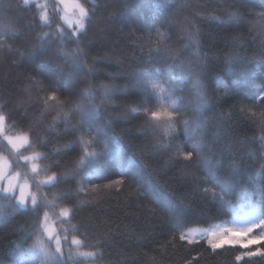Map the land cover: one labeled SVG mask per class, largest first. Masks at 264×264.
Wrapping results in <instances>:
<instances>
[{"label":"trees","instance_id":"trees-1","mask_svg":"<svg viewBox=\"0 0 264 264\" xmlns=\"http://www.w3.org/2000/svg\"><path fill=\"white\" fill-rule=\"evenodd\" d=\"M11 2L17 6L13 17H22L17 27L23 35L8 40L13 51L0 48V114L10 115L6 126L12 129V134L29 132L33 144L38 138L46 139V146L34 149L48 153V160L42 158L37 161L42 167L59 163L58 167L41 172L40 178L52 172L63 173L59 184L45 186L43 192L50 201L56 200L58 193L70 197V200H60L57 208L79 206L72 223L77 224L80 231L74 233L69 229V237L79 236L86 240L87 247L79 251L97 252V255L77 257L78 264H264V255H244L237 261L236 257L245 251L241 246L225 245L213 250L203 239L179 240L180 234L192 226L241 218L252 213L264 219V169L259 168L255 157L248 151L249 148L261 151L258 139L254 138L264 135V128L259 123L264 104L257 92V85L264 82V59H260L264 57V28L255 23L258 19L255 13L264 11L258 7L260 0H247L241 5L236 0H180L184 5L181 8H177L175 2L169 4L168 0H95V3L93 0H81L95 11L86 42L87 58L94 70V75L88 77L92 82V92L99 101L101 83L116 84L122 91L112 97L113 103L108 106L117 133L108 141L110 155L102 169L91 168L92 175L83 181L85 185L99 184L101 188L98 192L79 195L76 193V178L72 175V169L77 165L71 159H79V149L75 147L66 151L61 148L74 136L64 130L62 123H54L57 109L44 108L43 98L51 90L46 82H41L40 69L35 67L39 60L32 57L22 61L14 51L39 44L35 36L49 29L28 26L32 10L37 14L40 11L33 3L24 6L22 0ZM43 2L35 0V4ZM229 12L239 13V18L230 20ZM184 16L191 18L199 29L205 54L203 79L208 103L202 114L198 112L200 101L196 98L195 89H192L190 105L187 91H177L167 103L172 104L177 97H184L180 101L184 108L175 122L179 141L185 140L183 121H188V129L192 133L199 119L203 127L193 133V139L202 138L204 155L212 156L213 163L216 158H222L224 174L230 171L227 167L229 162L233 158L237 160V179L242 187L230 190L226 202L218 196L213 197V192L220 193L214 181L199 179L207 174L211 164L206 168L196 152H193L192 162H188L170 158L175 154V148L157 151L153 145L164 137L159 133L153 136L151 132H142L145 117L126 111L130 107H160L155 102L139 104V93L132 86L136 69L150 66L147 64L148 50L154 45L144 39L148 33H152L153 42L158 28L171 34L167 46L180 52L175 63L185 58L196 59L190 55L191 48L182 50L185 43L181 39ZM55 47L40 49L39 55L41 58L51 56L53 64H63L54 55ZM69 47L74 48L75 45ZM108 55H116L115 60ZM92 57H96L94 65L91 64ZM228 57L236 58L232 65L226 63ZM253 57L257 59L250 62ZM40 66L47 72L52 71L49 66ZM63 70L69 72L71 66H64ZM176 74L179 75V70ZM84 75L80 73L81 88L85 87ZM180 83L191 88L190 81L182 80ZM225 86L234 89L235 94L225 96ZM41 88L44 91H40ZM57 95L60 100L69 98L67 92ZM77 119L78 114L72 122ZM49 125H53L55 131L50 130ZM103 147V144L93 145L96 151ZM54 148L57 149L55 153ZM180 151H192L191 142L184 144ZM23 154L30 155L31 151ZM0 155H9L2 143ZM12 158L9 156L10 160ZM24 163L20 161L21 165ZM13 171L22 169L14 168ZM97 175L105 178L96 179ZM121 177L124 180L122 184L103 187ZM31 191L35 192L36 188L32 187ZM148 191L155 192L156 196H149ZM81 201L88 203L82 204ZM178 201H182L178 207L185 221L182 228L173 232L169 229L168 206ZM8 211V216L0 217V264H40L39 258L34 260L27 247L32 241L24 239L31 230V218L19 208L12 211L9 207ZM257 231H264V226ZM81 232L86 235H80ZM17 242L22 247L21 255L12 252ZM100 253H103L102 257Z\"/></svg>","mask_w":264,"mask_h":264},{"label":"snow or ice","instance_id":"snow-or-ice-1","mask_svg":"<svg viewBox=\"0 0 264 264\" xmlns=\"http://www.w3.org/2000/svg\"><path fill=\"white\" fill-rule=\"evenodd\" d=\"M173 2L177 8L184 6L180 0H168L169 4ZM22 3L24 6L33 3L35 9H40L38 14L32 10V20L28 26L36 27L38 25L41 28H48L49 31L38 33L35 36V39L40 42L39 44L27 50L16 49L14 51L21 57H36L39 60V63L35 65L37 69H40V64L52 68L51 72L43 70L39 72L41 82H46L47 87L51 90L50 94L43 98L44 108L46 110L49 108L57 109V117L54 123L57 121L62 123L64 130L74 136V139L62 145L61 148L66 151L75 147L79 149V159L71 158L77 165L72 169V175L76 178L78 185L77 195L79 193L98 192L101 185L91 184L89 186L85 185L83 181L92 175L91 168L102 169L106 158L110 155L108 141L117 133L114 128V120L110 118L108 106L113 103L112 97L122 89L116 84L101 83L99 85L101 88L99 101L92 92V82L89 81L88 77L94 75V70L87 58L86 42L95 11L86 7L81 0H51V3L49 0H44L43 3L39 4H35V0H22ZM16 7L11 0H0V48H7L10 51L13 49L8 40L23 35L17 27L22 17L17 15L14 18L12 15ZM258 7L264 9V0H260ZM37 15L38 20L36 19ZM255 15L258 18L255 23L264 28V11L256 12ZM228 17L230 20L238 19L239 13L229 12ZM60 21L63 23L61 24ZM184 24L181 39L185 43L182 50L191 48L190 55L196 59L185 58L179 63H175L180 52L173 51L167 46L171 34L158 28L155 33L156 40L153 42L152 33H148L144 39L147 43L154 45L148 50L149 60L147 64L150 66L136 69L133 74L132 86L139 93V104L151 105L155 102L160 107L156 109L130 107L126 108V111L145 117V122L141 126L142 132H151L153 136L159 133L164 137V139H157L156 144L153 145L157 151H168L175 148L176 152L170 158L188 162H192L193 152H196L203 160L206 168L211 164L212 167L208 169L207 174L199 179L203 182L214 181V186L220 188V193L213 192V197L218 196L221 201H225L230 190H237L242 187L237 179V160L233 158L229 162L227 167L230 171L224 174L222 172V158H216L213 163L212 156L204 155L205 144L202 138L193 139V133L203 127L199 119L192 133L189 132L188 121H183L185 140L179 141V137L175 134V122L179 119L178 114L184 108V105L180 103L184 97H177L172 104L167 103L168 98L174 96L177 91H187L190 105L192 89H195L196 98L200 101L198 112L202 114L208 103L203 79L205 54L201 47L199 29L191 18H186ZM52 45H56L54 55L59 57L63 64H53L51 56L40 57L39 50ZM69 45H75V47L70 48ZM235 59L228 57L226 63L232 65ZM256 59L253 57L250 62ZM260 59H264V57ZM95 63L96 57H92L91 64L94 65ZM67 65L71 66V71L64 72V66ZM176 70H179V75L176 74ZM82 72L85 74L83 77L85 87L83 88L79 87L80 73ZM182 80L190 81L191 88L182 85L180 83ZM40 91H44V89L41 88ZM63 92L69 93L67 100L58 98L57 94ZM257 92L261 103L264 104V82L257 85ZM234 94V89L225 86V96ZM65 108L68 110L65 111ZM77 114L79 119L73 123L72 120ZM10 118V115L0 114V143L9 153V155H0V217L8 216L10 214L8 208L10 207L12 211L17 208L23 210V214L31 218V230L24 239L25 241L29 239L32 241L27 247L32 252L34 260L39 258L40 264H78L77 257H95L97 252L79 251L80 248L87 247L86 240L80 239L79 236L69 237V229L74 233L80 231L79 226L72 223V220L77 217L79 206L57 208V203L60 200H70V197L65 193H58L57 199L50 201L43 192L45 186L55 187L59 184L64 175L63 173L52 172L51 175L40 178L41 172H47L51 167L59 166V163L56 162L42 167L37 162L42 158L44 160L49 158L48 153L34 151L37 146H46V139L38 138L37 143L33 144L29 132L20 131L12 134V129L6 126V121ZM259 123L261 128H264V112L260 114ZM49 129L55 131L53 125H49ZM57 134L59 133L57 132ZM254 139H258L261 151L257 152L253 148H249L248 151L255 157L259 168L264 169V135ZM189 141L192 151H180L181 147ZM96 144H103V149L101 151L94 150L93 145ZM29 151H31L30 155L23 154ZM56 151L57 149L54 148L53 152ZM9 156L13 158L10 160ZM21 160L25 162L23 165L20 164ZM14 168L22 169V171H13ZM95 178L104 179L105 177L104 175H97ZM123 182V177H121L112 180L103 187L108 188ZM32 187L36 188L35 192L30 190ZM204 192L207 193L208 189L205 188ZM147 194L156 196V193L152 191H148ZM80 203H88V201H81ZM179 203L182 201L175 204L170 203L168 206L169 229L173 232L184 226L185 217L179 211ZM261 226H264V220H261L259 225L251 223V226L242 227L236 232L227 229L223 238L219 240L209 239L208 244L213 250L225 245L248 248L250 245L256 244L259 239L251 235L253 228ZM80 235H86V233L81 232ZM179 240H186V236L181 233ZM65 245L68 246L67 251H65ZM73 246L75 251H73ZM12 252L16 255L22 254V247L19 242L12 249ZM257 254L264 255V250L241 253L236 257V260H241L244 255L253 257ZM100 255L102 257L103 253Z\"/></svg>","mask_w":264,"mask_h":264},{"label":"rangeland","instance_id":"rangeland-1","mask_svg":"<svg viewBox=\"0 0 264 264\" xmlns=\"http://www.w3.org/2000/svg\"><path fill=\"white\" fill-rule=\"evenodd\" d=\"M236 1L239 2V4L241 5V4L246 3L245 1H247V0H239V1L236 0ZM113 15H112V17H113ZM186 18H187L186 16L183 17V22H185ZM182 26H184V23ZM36 45H37V43H36ZM26 48L28 49L30 47H26ZM114 56H116V55H113L112 57H110V55H108L107 57L115 60ZM26 58L27 57H21L20 56V59L21 60L23 59L22 61H25ZM27 63H28V61H27ZM40 70L47 72V70L41 66H40ZM39 80H40V78H39ZM261 220H264V219L262 217H259L258 214L252 213V214L246 215V216L241 217V218L221 219V220H217L215 222H212L208 225L192 226V227L186 229L183 232V234L186 236V240L194 241V240L203 239L208 243L209 239L219 240L220 238H223L227 229H232L234 232H236V231H239L242 227L251 226V223H255V224L259 225ZM261 227L253 228V232L251 233L252 236L259 238L258 242L254 245H250L248 248H244L245 251L242 253H246L248 251L257 252L258 250H264V231H260V232L257 231V229H259ZM257 255H261V254H257Z\"/></svg>","mask_w":264,"mask_h":264}]
</instances>
